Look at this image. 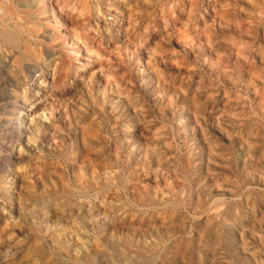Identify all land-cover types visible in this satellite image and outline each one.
<instances>
[{
	"label": "rangeland",
	"instance_id": "rangeland-1",
	"mask_svg": "<svg viewBox=\"0 0 264 264\" xmlns=\"http://www.w3.org/2000/svg\"><path fill=\"white\" fill-rule=\"evenodd\" d=\"M0 19V264H264V0Z\"/></svg>",
	"mask_w": 264,
	"mask_h": 264
},
{
	"label": "bare ground",
	"instance_id": "bare-ground-1",
	"mask_svg": "<svg viewBox=\"0 0 264 264\" xmlns=\"http://www.w3.org/2000/svg\"><path fill=\"white\" fill-rule=\"evenodd\" d=\"M28 6V5H27ZM1 20V19H0ZM26 37V36H25ZM1 93V92H0ZM9 95V94H8ZM35 98V97H34ZM34 98H30V100L28 101V109H26V110H32L33 108H32V105L33 106H35V104H33V101H34ZM18 101V100H17ZM12 103V102H11ZM46 108V107H45ZM43 110V109H42ZM46 111V110H45ZM48 113V112H47ZM45 115V114H44ZM35 121V120H34ZM31 122V121H30ZM33 125V124H32ZM31 125V126H32ZM7 179V178H6ZM189 225V224H188ZM142 231V230H141ZM145 232V231H144ZM108 233V232H107ZM113 233V232H112ZM107 237V236H106ZM114 240V239H113ZM84 254V253H83Z\"/></svg>",
	"mask_w": 264,
	"mask_h": 264
}]
</instances>
